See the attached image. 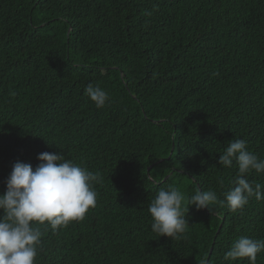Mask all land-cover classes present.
Returning a JSON list of instances; mask_svg holds the SVG:
<instances>
[{"label": "trees", "instance_id": "trees-1", "mask_svg": "<svg viewBox=\"0 0 264 264\" xmlns=\"http://www.w3.org/2000/svg\"><path fill=\"white\" fill-rule=\"evenodd\" d=\"M234 139L264 159V0H0V194L42 152L103 177L83 220L36 225L35 264H249L223 256L264 240V199L189 205L180 238L158 237L148 211L161 188L182 209L197 188L223 201L238 166L218 159Z\"/></svg>", "mask_w": 264, "mask_h": 264}, {"label": "clouds", "instance_id": "clouds-1", "mask_svg": "<svg viewBox=\"0 0 264 264\" xmlns=\"http://www.w3.org/2000/svg\"><path fill=\"white\" fill-rule=\"evenodd\" d=\"M85 93L97 108L103 107L108 100V93L98 85L88 84ZM37 159L40 163L35 168L29 163L15 162L5 180L6 191L0 194V209L3 210L0 215V264H35L42 243V232L36 225L47 222L56 232L72 221L83 220L89 208L96 206L98 193L94 185L103 180L98 172L93 173L60 153L42 152ZM233 161L238 166V174L223 201L215 191L197 188L188 198L187 207L182 209L185 197L177 188L159 189L148 207L151 230L158 237L180 238L188 225L185 214L189 205L197 210H212L211 205L220 203L236 212L252 197L264 199V185L256 183L253 186L246 178L253 170L264 172V159L247 150L245 140L234 139L219 155L218 163L231 167ZM261 252H264V240L241 236L231 244L223 259L247 258L249 264H257ZM200 264H208V261L202 258Z\"/></svg>", "mask_w": 264, "mask_h": 264}]
</instances>
